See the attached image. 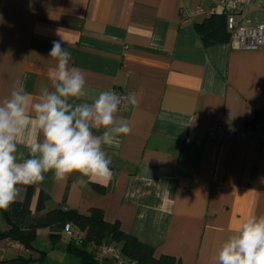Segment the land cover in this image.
Wrapping results in <instances>:
<instances>
[{
  "label": "crops",
  "instance_id": "0c3cea01",
  "mask_svg": "<svg viewBox=\"0 0 264 264\" xmlns=\"http://www.w3.org/2000/svg\"><path fill=\"white\" fill-rule=\"evenodd\" d=\"M209 5L0 0V99L14 86L23 85L30 101L51 88L48 72L56 60L48 54L60 40L72 54L71 65L87 78L81 101L91 103L111 88L126 96L134 92L140 101L126 103L117 114L132 131L105 148L111 179L81 187L76 174L57 182L49 172L43 183L32 185V211L40 193L49 196L45 211L87 213L99 207L105 220L118 221L124 233L150 245L155 257L170 255L180 264H217L219 248L239 223L264 214V141L229 138L215 144L206 135L216 124L264 125V48L204 46L194 24L207 15L195 10ZM251 17L264 22V0H253ZM18 152L26 156L27 148L20 145ZM24 195L20 188L17 200ZM49 232L39 229L35 237L45 247ZM69 261L81 264L73 255Z\"/></svg>",
  "mask_w": 264,
  "mask_h": 264
},
{
  "label": "clouds",
  "instance_id": "9594fccd",
  "mask_svg": "<svg viewBox=\"0 0 264 264\" xmlns=\"http://www.w3.org/2000/svg\"><path fill=\"white\" fill-rule=\"evenodd\" d=\"M49 57L51 88L30 101L23 85L0 99V210H9L21 186L41 184L51 172L57 182L111 179L112 163L105 148L131 133L130 122L118 117L125 103L139 104L136 93L121 97L102 90L91 103L84 72L71 65L72 54L60 40L52 42ZM27 148V155L18 147ZM217 264H264V214L246 216L222 243Z\"/></svg>",
  "mask_w": 264,
  "mask_h": 264
},
{
  "label": "trees",
  "instance_id": "16d2710c",
  "mask_svg": "<svg viewBox=\"0 0 264 264\" xmlns=\"http://www.w3.org/2000/svg\"><path fill=\"white\" fill-rule=\"evenodd\" d=\"M194 27L204 46L228 42L229 33L224 14H209L201 22L195 23ZM249 126H252V122ZM93 187L97 192L103 191V188L97 184H93ZM21 188L25 189L24 198L16 200L7 211L0 210V240L10 241L13 247L15 244H19L25 251H28V255H18L14 258H9L7 255L4 259H0V264H35V260L40 261L44 252L36 249L33 245L37 230L48 229L50 244L55 246L64 235L62 230L66 223L79 227L85 234L81 244H76L71 238L64 235L67 238V253L75 256L81 264H97L88 247L90 244L98 245L103 242L119 246L121 252L135 264H180L179 260L170 255L155 257L150 245L124 233L118 221L105 220L103 210L99 207H91L87 213H80L76 209L65 207H56L45 211V203L49 200V196L40 193L34 211H32L30 204L33 186H21ZM34 212L42 213L35 215ZM1 222L5 228L1 227ZM29 251H37L39 256L34 258Z\"/></svg>",
  "mask_w": 264,
  "mask_h": 264
},
{
  "label": "built area",
  "instance_id": "2783aa9c",
  "mask_svg": "<svg viewBox=\"0 0 264 264\" xmlns=\"http://www.w3.org/2000/svg\"><path fill=\"white\" fill-rule=\"evenodd\" d=\"M207 2L210 3L208 10H205L204 7H199L195 12L205 13L206 15L212 13L225 15L230 48L238 50L264 48V22H259L257 19L253 22L251 19L253 0H207ZM110 90L115 91L121 97H126L122 91L116 88H111ZM124 106H126V103L121 108ZM206 135L207 139L215 144H219L229 138L264 141V125L254 124L240 128L235 123L216 124L208 129ZM62 232L76 244H81L85 238L83 230L71 223H66ZM0 244V259H4L8 255L12 243L5 239V246H2L3 243ZM14 246L22 248L19 244ZM88 250L92 252L97 264L105 262L110 264H135L115 244L106 242L98 245L90 244Z\"/></svg>",
  "mask_w": 264,
  "mask_h": 264
},
{
  "label": "rangeland",
  "instance_id": "374dc122",
  "mask_svg": "<svg viewBox=\"0 0 264 264\" xmlns=\"http://www.w3.org/2000/svg\"><path fill=\"white\" fill-rule=\"evenodd\" d=\"M1 224H3V222H1ZM4 241V239L0 240V243H3L2 246H5ZM66 241L67 238L63 235V237L57 242L55 246L50 244L49 247H45L41 239L35 238L33 245H35L36 249L44 252L43 258L40 261L35 260V264H69L70 254H68L64 248ZM62 245L63 247H61ZM18 255L27 256L28 254L24 250H18L13 246L10 247L8 252L9 258H14Z\"/></svg>",
  "mask_w": 264,
  "mask_h": 264
}]
</instances>
